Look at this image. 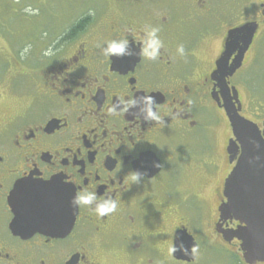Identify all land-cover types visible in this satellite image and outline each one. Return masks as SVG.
<instances>
[{"label":"flooded vegetation","instance_id":"flooded-vegetation-1","mask_svg":"<svg viewBox=\"0 0 264 264\" xmlns=\"http://www.w3.org/2000/svg\"><path fill=\"white\" fill-rule=\"evenodd\" d=\"M132 1L114 0L113 12L106 6L98 24L62 43L51 35L43 46L50 55L0 62V264H196L215 241L242 258L229 235L239 222L221 220L219 208L243 156L256 163L264 155V0H186L184 20ZM145 27L164 42L154 61L139 54ZM121 38L135 55L105 57L107 41ZM18 78L32 88L18 89ZM121 96L135 106L123 112ZM145 97L160 121L146 119ZM133 171L139 183L129 181ZM166 172L194 175L195 218L142 207ZM84 187L110 196L117 210L100 217L74 208ZM42 213L61 233L31 231ZM185 232L196 243L191 261L169 255Z\"/></svg>","mask_w":264,"mask_h":264},{"label":"rangeland","instance_id":"rangeland-1","mask_svg":"<svg viewBox=\"0 0 264 264\" xmlns=\"http://www.w3.org/2000/svg\"><path fill=\"white\" fill-rule=\"evenodd\" d=\"M128 1L130 2L127 4L133 3L132 0ZM139 1L140 4L154 3L156 7L169 9L171 15L177 20L186 19L192 7L186 0ZM211 1L217 7L226 3V0ZM252 4H256V0H253ZM139 5L134 3L135 8ZM106 6L111 7L110 11L113 12L115 10L114 0H0V62L5 61L7 57L22 58L25 55L37 56L40 52L45 53L43 46L51 35L56 36L62 43L69 29L84 16H92V24H98ZM27 9L33 11L29 12ZM188 28L189 26H185V29ZM217 48L218 45L215 42L213 50L216 51ZM4 71L5 69L0 67V75L3 76ZM21 83L25 84L24 89L32 88L29 80L21 81L19 78L14 80L18 89ZM200 149H204L203 145ZM193 177L194 175L188 172L180 175L166 172L158 181L150 184L151 196L149 199L141 200L142 207L151 209L154 216L158 214L160 208L157 205L180 210L185 214L191 210L190 214L195 218L196 211L201 208L197 205V192L191 186L194 181ZM210 210L214 211V207ZM204 244L205 246L201 245L204 248L196 264H245L241 255L239 256L232 246L222 241L205 242Z\"/></svg>","mask_w":264,"mask_h":264},{"label":"water","instance_id":"water-1","mask_svg":"<svg viewBox=\"0 0 264 264\" xmlns=\"http://www.w3.org/2000/svg\"><path fill=\"white\" fill-rule=\"evenodd\" d=\"M255 157H258V161L253 163L250 161L253 156L249 154L243 156L226 182L224 195L227 202L219 208L221 220L230 219L239 222L237 229L231 230L229 235L231 239L236 238L241 242L240 247L246 264L264 263V155L260 154V157L255 155ZM75 216L76 212L73 220L68 221L67 231L72 229ZM54 224L50 213H42V219L34 222L31 231L61 233ZM195 247L196 243L187 232L178 234L175 241L177 249L175 257L191 261L194 259ZM183 249L188 250L187 255Z\"/></svg>","mask_w":264,"mask_h":264},{"label":"clouds","instance_id":"clouds-1","mask_svg":"<svg viewBox=\"0 0 264 264\" xmlns=\"http://www.w3.org/2000/svg\"><path fill=\"white\" fill-rule=\"evenodd\" d=\"M27 11L32 12V9H27ZM144 35L138 37L140 40L142 47L140 51V55L145 60L154 61L157 60L161 55V48L164 47V42L159 38V29L156 27H145L143 29ZM99 47V45H97ZM103 55L105 57H123V56H132L135 55L130 50V43L127 38H121L118 40H110L107 41V47L102 49ZM178 55L183 56L185 54V49L183 45H179L176 49ZM46 55H50L51 50L45 53ZM144 101L147 105V117L146 119L160 121L161 117L156 112L153 111V99L151 97H145ZM121 104L124 106L122 111L127 112L131 107L135 106L136 100L129 99L125 100L123 96L120 98ZM113 113L116 112V109L113 108L111 110ZM129 181L132 183H139L140 173L133 171L129 174ZM71 204L74 208H84L87 207L96 215L103 217L108 215L109 213H114L117 210V202L113 200L110 196L105 199L104 197H99L95 190H89L88 187H84L77 190L76 195L72 198ZM94 206V207H93ZM177 249L175 247H171L169 249V255H172ZM185 254H188L187 249H183ZM196 249H193L195 252Z\"/></svg>","mask_w":264,"mask_h":264},{"label":"trees","instance_id":"trees-1","mask_svg":"<svg viewBox=\"0 0 264 264\" xmlns=\"http://www.w3.org/2000/svg\"><path fill=\"white\" fill-rule=\"evenodd\" d=\"M92 19V16H90V15H87V16H84L81 20H79L76 24H74L72 27H71V29H69V33L71 32V31H75V30H77V28L80 26V27H83V25H86L87 23H90V22H93V19ZM72 32V33H73ZM67 34H66V36H65V38H67Z\"/></svg>","mask_w":264,"mask_h":264}]
</instances>
